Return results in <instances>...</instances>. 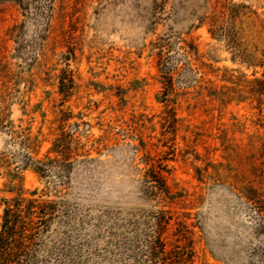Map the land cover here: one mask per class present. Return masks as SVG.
Listing matches in <instances>:
<instances>
[{"label": "rangeland", "instance_id": "obj_1", "mask_svg": "<svg viewBox=\"0 0 264 264\" xmlns=\"http://www.w3.org/2000/svg\"><path fill=\"white\" fill-rule=\"evenodd\" d=\"M16 196L6 264H264V0H0Z\"/></svg>", "mask_w": 264, "mask_h": 264}, {"label": "trees", "instance_id": "obj_2", "mask_svg": "<svg viewBox=\"0 0 264 264\" xmlns=\"http://www.w3.org/2000/svg\"><path fill=\"white\" fill-rule=\"evenodd\" d=\"M34 203L35 199L20 196L4 200L0 215V264H6L12 256L11 250H13V247L20 246L22 240L18 235L23 234V232L18 233L17 230L22 227V222L30 221L32 209L35 208ZM25 225H28V223H25ZM151 249L154 253L164 254V243L156 238Z\"/></svg>", "mask_w": 264, "mask_h": 264}]
</instances>
